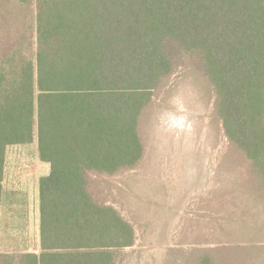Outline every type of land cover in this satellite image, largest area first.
I'll return each mask as SVG.
<instances>
[{"label": "trees", "instance_id": "16d2710c", "mask_svg": "<svg viewBox=\"0 0 264 264\" xmlns=\"http://www.w3.org/2000/svg\"><path fill=\"white\" fill-rule=\"evenodd\" d=\"M17 2L33 16L29 36H0V205L8 147L36 140L49 173L40 253L0 254V264H115L133 229L93 198L90 176L140 161V118L185 61L215 93L230 144L262 167L264 0Z\"/></svg>", "mask_w": 264, "mask_h": 264}, {"label": "rangeland", "instance_id": "374dc122", "mask_svg": "<svg viewBox=\"0 0 264 264\" xmlns=\"http://www.w3.org/2000/svg\"><path fill=\"white\" fill-rule=\"evenodd\" d=\"M32 16L29 3L0 0V36H29ZM152 94L140 161L90 176L93 198L133 229L115 264H264V152L260 167L230 144L215 93L190 60ZM48 173L36 140L6 149L0 254L40 253L38 187Z\"/></svg>", "mask_w": 264, "mask_h": 264}, {"label": "crops", "instance_id": "0c3cea01", "mask_svg": "<svg viewBox=\"0 0 264 264\" xmlns=\"http://www.w3.org/2000/svg\"><path fill=\"white\" fill-rule=\"evenodd\" d=\"M4 169H5V167H4ZM3 182V181H2ZM2 188H3V185H2ZM3 190H4V188H3Z\"/></svg>", "mask_w": 264, "mask_h": 264}]
</instances>
